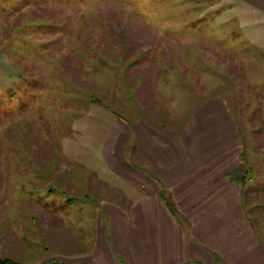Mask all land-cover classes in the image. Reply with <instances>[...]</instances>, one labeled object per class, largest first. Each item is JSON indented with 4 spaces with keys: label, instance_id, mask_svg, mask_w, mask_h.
I'll use <instances>...</instances> for the list:
<instances>
[{
    "label": "rangeland",
    "instance_id": "1",
    "mask_svg": "<svg viewBox=\"0 0 264 264\" xmlns=\"http://www.w3.org/2000/svg\"><path fill=\"white\" fill-rule=\"evenodd\" d=\"M219 1L0 0V259L48 264L70 255L62 253L69 248L55 233L41 239L38 229L55 228L46 225V214L33 219L35 213L27 210L33 202L58 206L67 198H89L83 216L78 204H66V212L84 223L79 232L87 241L97 205L102 200L123 202L121 192L105 185L98 145L112 116L152 115L173 127L172 118L182 123L205 95L216 93L233 110L229 67L219 63L227 55L216 48L232 54L239 28L233 22L214 26L208 6H231ZM179 53L192 66L207 59L202 75L183 74L189 76L188 86L177 75ZM170 61L175 65L169 68ZM146 71L151 74L143 75ZM197 79L215 86L203 87ZM153 100L157 105L151 106ZM243 100L250 102L249 97L241 96ZM241 127L244 178L250 175V163L254 165L250 155L261 154L264 114L261 123L255 118ZM249 201L245 195L246 210L264 241V228ZM255 203L264 206V198ZM67 228L77 231L74 224Z\"/></svg>",
    "mask_w": 264,
    "mask_h": 264
},
{
    "label": "crops",
    "instance_id": "2",
    "mask_svg": "<svg viewBox=\"0 0 264 264\" xmlns=\"http://www.w3.org/2000/svg\"><path fill=\"white\" fill-rule=\"evenodd\" d=\"M227 1L229 8L208 6L214 15L207 16L216 18V27L233 22L239 28L232 54L216 48L227 55L219 63L229 67L226 74L232 78L233 110L231 103L216 93L205 95L182 123L172 118L173 127L152 115L120 119L113 113L116 117L112 116L109 129L99 136L98 145L105 164V185L121 192L124 200H102L97 205L89 241L79 232L84 224L81 218L77 222L74 212H66V204L71 208L78 204L77 212L83 216L89 198H67L58 206L33 202L31 209L26 208L35 213L36 220L46 214V225L55 228L38 229L42 240L52 232L69 248L62 253L70 255L57 257L61 258L58 263L264 264V241L244 204L246 195L264 228V206L255 203L264 198V144L259 145L258 158L250 155L255 160L248 166L250 175L240 178L245 157L241 122L251 125L256 118L261 123L264 114V0ZM206 60L192 66L179 53L176 64L182 68L177 75L188 86L189 76L185 79L183 74L202 75ZM169 63V68L175 65ZM147 74L151 73H143ZM205 84L215 86L204 81L201 86ZM152 90L157 86L148 89ZM241 96L249 97L250 102L241 101ZM155 104L153 100L151 106ZM161 192L172 200L186 223L171 212ZM71 217L75 221L66 223ZM73 224L77 231L67 232Z\"/></svg>",
    "mask_w": 264,
    "mask_h": 264
},
{
    "label": "trees",
    "instance_id": "3",
    "mask_svg": "<svg viewBox=\"0 0 264 264\" xmlns=\"http://www.w3.org/2000/svg\"><path fill=\"white\" fill-rule=\"evenodd\" d=\"M93 101H95V102H99L98 99H95V100H93ZM115 114H116V113H115ZM116 115H117L120 119H122L121 116H119L118 114H116ZM160 195H161V198H163V199L166 201V205L169 207V209L171 210V212H172L173 214H175V215L179 218V220H180L181 222L186 223V220L183 219V218L178 214L177 210H176L175 207H174V204H173L172 200H171L169 197H167L166 194H165L164 192H161ZM70 201L73 202L74 200L71 199ZM0 264H20V263L15 262V261L10 260V259H0ZM48 264H60V263L55 262V263H48Z\"/></svg>",
    "mask_w": 264,
    "mask_h": 264
}]
</instances>
